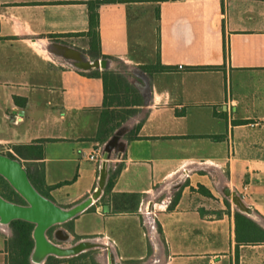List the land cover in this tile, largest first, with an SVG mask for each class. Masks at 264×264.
Here are the masks:
<instances>
[{
    "label": "crops",
    "instance_id": "0c3cea01",
    "mask_svg": "<svg viewBox=\"0 0 264 264\" xmlns=\"http://www.w3.org/2000/svg\"><path fill=\"white\" fill-rule=\"evenodd\" d=\"M90 1L0 0V153L41 170L54 204L91 199L69 234L109 245L120 263L264 264V0H101L102 55L170 67L140 68L142 104L102 143L92 72L116 68L83 64L98 59L84 34ZM111 135L102 178L103 153L88 156ZM235 212L251 220H238L247 240ZM10 236L0 221V264Z\"/></svg>",
    "mask_w": 264,
    "mask_h": 264
},
{
    "label": "trees",
    "instance_id": "16d2710c",
    "mask_svg": "<svg viewBox=\"0 0 264 264\" xmlns=\"http://www.w3.org/2000/svg\"><path fill=\"white\" fill-rule=\"evenodd\" d=\"M101 0L88 2L89 12H88V29L84 33L88 38L89 49L87 52L93 58H108L111 60H116V57L102 55L99 51V37H98V14L97 6ZM123 64V63H121ZM123 66H125L123 64ZM142 70L147 73L154 71H163L170 68L169 66L162 65L161 63H156L153 65H142L140 66ZM94 75L101 77L103 81V111L99 116L98 129L96 134V139L101 143L106 139L111 131H113L117 126L126 120L129 116L133 115L137 106L142 104L143 97L141 93L128 81L126 76L117 69H103L101 71H93ZM213 138H219V136H211ZM15 152L18 154L17 146H13ZM12 157L11 153H8ZM119 167L117 166L113 172H110L104 187V193L108 192L113 185V177L118 173ZM42 171H36V177L27 174L32 185L42 193L40 185L38 182L42 181ZM2 180V185L5 189L10 190L11 195H5L6 199L12 200L17 203H24V200L15 192V190L8 184V182L0 176ZM49 188V187H48ZM43 194V193H42ZM235 218V237L238 240H247L246 237H241L238 230V220L244 219L248 224H251L249 220L244 215L239 212L234 213ZM253 224V223H252ZM69 232L73 233L72 220L65 223ZM256 227V225H254ZM9 228L11 230V236L6 240L5 247L7 251V257L5 264H31L29 260L30 252L34 245V240L32 237L33 223L22 220L14 219L9 222ZM160 232V227L158 226ZM260 231H262L260 229ZM242 234V233H241ZM246 231L242 235H246ZM75 238H79L75 235ZM86 253H80L76 256L64 259L70 262V264H75V261L85 256ZM60 258H56L53 255H48L45 264H49L50 260L58 261Z\"/></svg>",
    "mask_w": 264,
    "mask_h": 264
},
{
    "label": "water",
    "instance_id": "95a60500",
    "mask_svg": "<svg viewBox=\"0 0 264 264\" xmlns=\"http://www.w3.org/2000/svg\"><path fill=\"white\" fill-rule=\"evenodd\" d=\"M83 64L89 67L105 66V62L102 59L85 61ZM114 142L115 137L113 136L106 143H104V162L102 163L100 169L102 178L105 176V160ZM0 176H2L15 190V192L24 200V203L21 204L6 199L0 195V221L6 222L7 224H9V222L14 219L29 221L33 223L32 231H38L41 233V235H45V231L48 228L54 226L57 221H62L63 223L67 221L62 220V207L54 204L50 199L37 191V189L30 182L26 170L22 167L21 163L17 159L0 153ZM233 203L237 205L238 208L243 212L248 214L252 212L249 207L243 205L240 202L237 196H233ZM72 216H70L69 219ZM35 245L36 240H34V245L30 252L29 259L35 248ZM75 246L79 247L81 250L84 249L85 244L83 239L79 240ZM65 251L69 253L70 249H65ZM68 253H65V255Z\"/></svg>",
    "mask_w": 264,
    "mask_h": 264
},
{
    "label": "rangeland",
    "instance_id": "374dc122",
    "mask_svg": "<svg viewBox=\"0 0 264 264\" xmlns=\"http://www.w3.org/2000/svg\"><path fill=\"white\" fill-rule=\"evenodd\" d=\"M98 59L104 60L103 58H98ZM89 61H91V60H89ZM105 61H106V64H109V65H111V67H115L117 70L121 71V73H123L126 76L128 81L133 86L138 85L139 77H138L137 73H139V70H141L140 68H138V67L134 68V67H130L127 65L123 66V64H120L118 61H115V60L109 61L108 59H105ZM130 68H132V69H130ZM136 115L140 116L141 115L140 111H138V113ZM111 136H113V135H111ZM2 150L4 151L5 149L0 147V151H2ZM0 195L2 197H4L5 195H11L12 196L10 190L5 189L3 187L1 179H0ZM4 198H6V197H4ZM154 198L159 199V198H161V195L154 196ZM63 208H66V207H63ZM144 211H145V213L148 212L146 210V208ZM45 236L54 244H57V245H60L63 247L74 246L79 242V240H81V239H79V238L77 239V238H75V236H72L69 234V231L67 229V226L65 225V222L48 228L45 231ZM80 253H86V255L81 257L80 259L76 260L75 264H116L115 260H117L118 264H123V263L119 262V260L117 259L116 255H115V251L112 248H110L109 245H103V244H99V243H97L96 246L87 247V248L85 247L82 250H77V249L75 250L74 249L70 253H68L67 255L49 254V255H53L56 258H60V259H58V261L50 260L49 264H70L69 261L64 260V259L65 258L68 259V258L76 256ZM47 256L45 257L44 261L41 264H45Z\"/></svg>",
    "mask_w": 264,
    "mask_h": 264
},
{
    "label": "bare ground",
    "instance_id": "6f19581e",
    "mask_svg": "<svg viewBox=\"0 0 264 264\" xmlns=\"http://www.w3.org/2000/svg\"><path fill=\"white\" fill-rule=\"evenodd\" d=\"M90 201H91V199L87 200V201H85V202H83V203H81L75 207L62 208L61 209V212L63 214L62 220L63 221L68 220L70 216H72L75 212H77L81 208L85 207ZM3 223H6V222H3ZM61 223H63V222L57 221L54 225L61 224ZM32 237H33V240H36V245H35L33 252L31 253L30 261L32 263H35V264H41L48 254L65 255V253H68L65 251V249H70V251H72L73 249L81 250V249H79V247H77L75 245L63 247V246L54 244L45 235H43V234L41 235L40 232L35 231V230L32 231ZM83 242H84L86 248L96 246L98 243L97 240L93 239V238L84 239ZM70 251H69V253H70ZM116 264H118V262Z\"/></svg>",
    "mask_w": 264,
    "mask_h": 264
},
{
    "label": "built area",
    "instance_id": "2783aa9c",
    "mask_svg": "<svg viewBox=\"0 0 264 264\" xmlns=\"http://www.w3.org/2000/svg\"><path fill=\"white\" fill-rule=\"evenodd\" d=\"M178 68H182V65H177ZM103 147L104 145H98L96 150L98 152V159L96 158L95 154L94 153H91L88 158L89 159H92V160H98V161H101L102 159V153H103Z\"/></svg>",
    "mask_w": 264,
    "mask_h": 264
}]
</instances>
